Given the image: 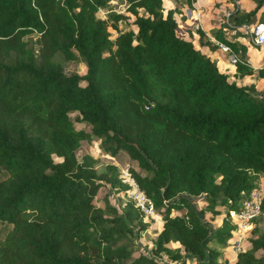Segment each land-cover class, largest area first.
<instances>
[{
  "label": "trees",
  "instance_id": "16d2710c",
  "mask_svg": "<svg viewBox=\"0 0 264 264\" xmlns=\"http://www.w3.org/2000/svg\"><path fill=\"white\" fill-rule=\"evenodd\" d=\"M118 1L0 0V222L11 225L0 264H264V195L245 248L219 259L235 229L229 212L264 177V95L235 82L264 78V66L226 35L264 22L261 1L211 31L237 58L232 80L178 32L175 8ZM128 19L132 29L118 27ZM56 54L83 73L64 74ZM81 141L135 163L127 172L161 220L149 253L134 245L150 228L142 214L109 199L128 183L114 163L99 172L91 155L77 158ZM219 208L212 227L204 214Z\"/></svg>",
  "mask_w": 264,
  "mask_h": 264
},
{
  "label": "rangeland",
  "instance_id": "374dc122",
  "mask_svg": "<svg viewBox=\"0 0 264 264\" xmlns=\"http://www.w3.org/2000/svg\"><path fill=\"white\" fill-rule=\"evenodd\" d=\"M162 1H163V5L165 8H175L176 9V11H177L176 18L178 21L177 30L180 34L186 36V35L190 34L191 31H195V28H194L195 24L193 22L190 21V22H188V24H186L183 21L185 19V10L187 9V6L183 2V0H167V2H166V0H162ZM258 1H261V4L257 10L256 17L257 18H260V17L264 18V0H193V6L199 10L198 14H199L200 21H201L203 28L208 29V27H210L214 21H217V22L221 21L222 17H224V15H226L227 13L231 16V14H233L237 10L247 11V10L251 9L254 5H256V3ZM108 2L109 3L111 2L115 6H118V4H119L118 0L116 2H115V0H108ZM190 7L192 8L191 4H190ZM96 14H97V16H103V13H101L100 11H97ZM130 20L131 19H128L124 23H119L118 26L121 29H125V28L132 29V26H130ZM185 32L187 34H185ZM111 34H113V32H111ZM236 35H239V34L237 33ZM246 35L250 38L249 32H247ZM250 49L253 51L252 60H253L254 65L264 66V43L258 48H250ZM262 57H263V59H262ZM54 58L57 62H59L62 65L64 74H70V73L82 74L84 71V63L79 61L78 59L67 61V60H64V58L61 54H56ZM258 63H260V64H258ZM227 73L229 75L230 80L234 79L230 72H227ZM235 82L237 84H240V85H242V83H243L241 80H238V79H236ZM245 85H248V84L246 83ZM258 87L260 90H257V91L260 93V95L263 96L264 95V82L262 84H260ZM257 96H259V95H257ZM74 115H75L74 113L70 114V119L72 120L74 126L76 128H82L85 131H88L89 130L88 125H86L84 123H80V122L77 123L75 120H73ZM84 154L91 155L92 157H94L97 160V162L95 164V168L99 172L103 171L104 165L106 163H114L115 165H117L119 170L123 169V171H126V170L129 171L130 167L135 166V163L132 162L124 152L119 151L115 156L111 157L108 154H103L94 142H87V141H81L80 142V146L76 150V157L80 158ZM4 176H5L4 171L2 169H0V179L3 178ZM259 184H261L262 187L264 188V177H261L259 179L258 185ZM102 191H104V188H101L100 193H102ZM107 192L109 194L110 202L113 205H115L119 211H121L123 209V207L127 201H130V199L128 198V196L126 194L118 197V194H116L113 190H107ZM193 203L195 204V206L197 208H200L203 205V202L200 200L195 201ZM96 204L99 207H103V203H102L100 197H97ZM219 209L221 211V214H219V215L211 216L209 213L204 214L205 221H208L209 225H211L212 227L218 226L221 222L222 216L224 215V212H222L223 209L222 208H219ZM154 214L155 215L153 217L148 216L144 219V221L148 223L150 228L148 227L144 231L139 232L137 234L135 240H134L135 248L138 250L140 249V250L147 252V253H149L148 250L151 247V240L154 237L153 232L156 231L155 229H157L158 225H159V219L160 218L156 215L155 212H154ZM153 221L155 224L154 229L152 228L153 224L151 223ZM256 226L259 229H262L264 227V214H262L261 220L258 219ZM10 228H11L10 224L5 223V222H0V239L3 238L5 233ZM250 234H251V232L249 230L248 233H246V236L242 242L243 245L244 244L247 245V238L250 237ZM209 246L218 247L214 243H209ZM243 248H244V246H243ZM220 251H221V249H220ZM221 253L222 254L219 256V259H223V249H222Z\"/></svg>",
  "mask_w": 264,
  "mask_h": 264
},
{
  "label": "built area",
  "instance_id": "2783aa9c",
  "mask_svg": "<svg viewBox=\"0 0 264 264\" xmlns=\"http://www.w3.org/2000/svg\"><path fill=\"white\" fill-rule=\"evenodd\" d=\"M228 13L225 15L227 18ZM227 20V19H226ZM241 29L246 30L250 34L249 41L254 45H262L264 43V22L256 23L252 26L241 25ZM208 39L222 52L227 54L226 58L228 63L234 65L237 61L236 56L230 51V49L213 37H208ZM120 177L123 182L128 183L129 190L127 191V196L133 203V206L138 209L142 214L143 219L148 216L153 217L154 211L149 203V200L145 197L142 191L138 189L134 180L129 176L127 170H120ZM264 195V188L261 184L252 188L247 195V198L241 203V207L238 211H230L229 216L231 221L235 224V229L232 231L231 237L228 240L230 249L234 254H237L242 250L241 241L245 238L246 233L251 228V221L260 212L261 201Z\"/></svg>",
  "mask_w": 264,
  "mask_h": 264
},
{
  "label": "crops",
  "instance_id": "0c3cea01",
  "mask_svg": "<svg viewBox=\"0 0 264 264\" xmlns=\"http://www.w3.org/2000/svg\"><path fill=\"white\" fill-rule=\"evenodd\" d=\"M166 2H167V0H166ZM191 5H192V8L187 7V9L185 10V19L183 21L186 24H188V22H190V21L193 22L195 24L194 25L195 31H191V33L186 35V36H184L182 34L181 35L190 39L196 48H198L204 54L208 55L212 60H214L216 66L220 70L230 72L231 74H233L234 66L231 65L230 63H228L227 58H226V54L224 52L220 51L214 44L212 45V42L208 39V37H213L211 35V31L213 29H216L217 27H219L221 21H218V22L214 21L212 23V25L210 27H208V29H204L202 24H201L200 17L198 14L199 10L193 6V0L191 1ZM165 9H167V8H165ZM175 17H176V15H175ZM226 21L227 20L225 19V15H224V22H226ZM198 31L201 32V34H202L201 40H199ZM237 33L239 35H236ZM242 33L243 32H242L241 28H235L234 32L227 31L226 35H228L230 37H238L240 42L247 46L248 62L254 69H256V67H259V66L254 65L253 60H252L253 51L250 49V48H254V47H252L250 45V42L248 41V36L245 33L244 34H242ZM185 34H187V33L185 32ZM205 41H208V42L205 43ZM262 59H263V57H262ZM258 64H260V63H258ZM238 80H241L243 82L242 85H245L246 83L248 85L254 84L255 88H257L256 90H260L258 86L264 82V78H256L255 74L244 76ZM160 227H161V220L159 219V225H158L157 230H159ZM243 240L244 239H242V241H241L242 249H244L246 246V244H244V245L242 244ZM243 246H244V248H243ZM235 256H236V254H234L231 251L230 245L227 243L226 247L223 248V258L226 259L228 262H231L234 260Z\"/></svg>",
  "mask_w": 264,
  "mask_h": 264
}]
</instances>
